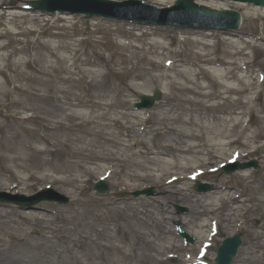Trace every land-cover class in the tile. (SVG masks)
Wrapping results in <instances>:
<instances>
[{"label": "bare ground", "instance_id": "obj_1", "mask_svg": "<svg viewBox=\"0 0 264 264\" xmlns=\"http://www.w3.org/2000/svg\"><path fill=\"white\" fill-rule=\"evenodd\" d=\"M160 1L164 2L165 0ZM196 3L211 8L226 7L223 4L225 2L218 0L198 1ZM219 3L223 6H219ZM7 6L19 8L23 5L20 2L16 3V0H0V10H2V12L0 11V19L5 16L7 11L4 8ZM9 14L11 15L9 21L11 22L19 17L12 12ZM192 31H194L192 34L197 35V37L192 38L191 43L207 46L204 39L208 34L202 30ZM225 32L228 33V30H225ZM226 35L227 37L223 41L236 48L238 42L233 39L231 34ZM60 48L64 47L61 44L57 47L53 46V50L48 54L55 59L52 62H57L56 66H33L31 74H20L21 72L15 74L16 77L19 75L24 76V80L29 81L30 85L33 86V91H30L31 96H29L32 102L30 107L33 111L40 112L42 115L34 114L30 118L36 124H39L38 129L30 131L29 129H22L19 133L16 131L9 136V139H13L9 141L5 139L6 137L3 134L1 135L0 150L3 149L6 153L0 154V160L14 161V166L12 165L14 169L28 171L29 177H34V175L29 169L21 166L23 161H33L34 164L32 166L37 169L49 167L57 176H53L50 173H41L38 178H52L55 183L63 187L62 190L65 196L70 197L74 189L81 190L83 188L81 185L83 183L82 178L93 171L101 170L99 175L103 176L105 174L104 166L100 165L98 161H104L105 163L120 162L127 169L123 175L129 180H138L151 177L154 170L176 168L183 171L194 165L195 168L200 167L202 164L209 162L208 159H215L218 149H221L220 152H222L220 153L222 154L220 158L223 157L225 151L231 152L232 149L230 150V147L234 149L239 147L253 149L254 147L255 149H261L264 154V143L256 145L259 139L264 138V123L259 129L248 132V127L246 128L242 125L239 118L232 120V117L228 118L221 115L224 113L222 107L228 103L226 97L228 93L254 91L259 94L262 91L264 78L257 79L258 71L255 74L250 68L246 70L247 65L245 62L238 63L240 69L244 67L246 71H244L245 74L242 77H237V87H229L227 83L218 84L216 82L218 77L226 78L228 72H222L221 69L217 70L214 68L204 69L200 66L194 76L196 78L198 76L209 78L210 82L207 86L204 87L196 78L192 80L183 72L176 74L175 77H181L182 79L181 82H178L173 77H169V72H172L176 67L175 63L169 64L166 60L162 64L163 68L156 67V70L160 73L150 74L148 72L146 74L148 79L144 80L142 84L127 82L129 78L133 80L142 78L133 68H130L129 71H121V75H124L123 81L116 83L112 87L107 86L102 74H95V77L99 79L89 81L90 83L87 87L90 92L86 97L71 95L69 88H57V92L61 93V96H50V89H53L56 93L55 82L64 81L69 83L71 81L70 77L60 75V72L65 69L66 72L73 69L80 71L83 76L89 74L88 68L78 67L74 63L70 69L63 67L60 62H65L66 60L69 62L71 58L60 55ZM40 59L42 58L40 57ZM43 59L45 62H51L45 56H43ZM221 63L224 66L228 65L226 62ZM23 64L32 65V62L28 60ZM229 65H232V63ZM260 74L261 72H259V77H262ZM47 76L52 77V85ZM163 79L166 81L163 87L168 89V91L163 92V101H159L155 105V109L160 111V113L157 114L152 126H144L142 121L149 116V113L145 110H139V112L131 110L127 92L132 88L148 86V81L160 83ZM206 87H217L219 90L214 89L211 92H207L205 90ZM40 92H44V95L40 94ZM9 94V91H7V95ZM221 95H224L223 98H225L221 105L208 104L206 102L207 99L217 98ZM185 103L188 104L186 108L184 107ZM233 103L236 105L243 102L237 99L232 102V106ZM7 105L23 109L21 101L11 99L7 102ZM242 105L245 104L243 103ZM244 107L246 110L248 109L247 112H250V107ZM99 109H101V112H98ZM243 113V111L240 112V114ZM208 116L212 120L208 119ZM121 120L128 124L129 130L126 133H121L118 130L122 125ZM229 121L234 122L231 125L228 124ZM0 130L5 131L2 126H0ZM24 132L33 135L34 139L29 138L28 135V140L22 141L19 137ZM80 132L84 136H88L89 139L84 140L83 137H80ZM151 133L153 144L152 147H147L145 139ZM126 137H131L140 148L131 149L125 139ZM61 139L62 141H60ZM35 141H42L46 146L43 149H39L33 145ZM60 142L68 146L69 144L67 143L70 142L78 145L73 147L72 151H68L67 154L56 148L55 150L47 148L48 145L57 146ZM159 154L167 155L173 161H166L155 156ZM204 154L209 157L193 161V155ZM234 156L237 159L239 158L237 153ZM197 174L198 172L192 174L190 179H194ZM246 174H248V171L243 172L242 176L248 179L249 175L245 176ZM14 175L17 177L16 174ZM186 177H188L187 174H181L180 179ZM23 185L25 187V184ZM2 187L6 189L5 185H2ZM137 188L139 187H129L130 190ZM249 189L250 193L246 198H242L238 202L235 201L239 197L236 192L230 194L227 191L216 190L215 192L214 190L209 196H199L191 194L189 188L169 191L167 197L161 198L163 200H171L180 196L185 200L189 210L187 216L173 215L172 217H177L186 226H191L193 233L199 234L197 241V246L200 245L199 247H196L195 244L187 246V244L180 243L178 239L171 235L170 230L165 226L163 216L165 206L155 205L159 201L157 197L147 201V203L145 199H142L141 202L143 203L141 205L138 206L135 203L130 206L131 209L126 205L120 208V204L111 202L108 205L107 213L110 210L116 211L114 219H117H115L116 222H113L112 226L115 234L119 235L120 238L116 239L109 235L110 224L105 223L104 225L103 222L107 218L99 215L100 217L95 219V223H83V225L71 229L70 232L78 235L72 243L76 245L75 247L79 254L76 256L69 252V248H67L71 255L68 253V256L64 257L62 255L64 248L56 251V245L50 240V238H58L61 235L59 232L65 229L64 227L53 225L55 219L41 215V212L33 209L22 210L24 213L23 216L21 215L20 220H23V224L27 226V229L24 234L19 233L20 236L11 234L10 231H6L5 227H18L20 225L13 221L11 212L7 210L6 205L2 204L0 205V236L4 235L14 244L6 245L5 239L0 237V264H14L10 259V251L17 246H21L23 257L26 256L25 264H127L121 261L123 259H126V261L133 260L136 264H167L172 263L171 261H176L173 264H202L201 258L205 256L202 249L206 245L209 247L207 241H212V236L207 235V232L204 234L203 231H195V229H201V227L206 225L204 222L207 221L209 213L216 212L221 217L222 208L227 211L220 220L223 223V228L227 230L230 227V217L233 216V221L237 222V227L244 228L248 235L247 245L241 251L237 262H242L245 259L244 255H247L245 260L250 259L249 264H261L257 258L258 251L262 250L264 253V230H258L262 227L247 229L243 227V223L239 219L243 211L252 209L263 211L264 177L262 180H257L253 185H250ZM211 195L214 196L211 197ZM76 201V199L70 197L67 207L74 209L78 205ZM238 203L242 205H238ZM126 209L127 214L125 213ZM118 219H123L125 229L121 230V224ZM211 219L208 220V224ZM98 225L100 228L96 227ZM125 232L127 233L126 236L130 234V236L134 237L132 244L128 243L129 240L125 241L127 239L123 235ZM226 233L227 235H232L234 232L231 230L226 231ZM31 234L38 235L42 241H31L28 238V235ZM165 234L171 237H167ZM123 242L125 246L122 244ZM195 250L198 256L192 254ZM242 255L243 258H241ZM128 264L132 263L128 262Z\"/></svg>", "mask_w": 264, "mask_h": 264}, {"label": "rangeland", "instance_id": "obj_2", "mask_svg": "<svg viewBox=\"0 0 264 264\" xmlns=\"http://www.w3.org/2000/svg\"><path fill=\"white\" fill-rule=\"evenodd\" d=\"M145 1L158 6H165L172 2V0H165L164 2L160 0ZM19 2L25 4L28 0H16V3ZM223 4L226 5V7L236 9L241 13V27L236 31L228 33L231 34L233 39L238 42V45H236L237 49L223 41V39L227 37V33L222 34L220 31L216 30L205 31L208 36L204 39L207 43V46L204 47L191 43L192 38H196L197 35L195 36V34H192L194 31L188 29L171 28L168 26H145L142 24H131L128 22L113 21L102 18H86L80 15L71 16L66 14L61 15L58 13L45 14L40 12H25L22 11V8H11L10 6H7L4 8L6 9L5 11H7L5 16L0 19V126L5 129V131L0 130V137L3 134L6 137L5 139L9 141L13 140L9 139V136L13 135L16 131L19 133L22 129H29L30 131L39 128V124H36L34 120L30 119L34 114L42 115L40 112L33 111L30 107L32 102L29 96H31L30 91H33V86L30 85L29 81L24 80V76L19 75L16 77L15 74L19 72H21L20 74H31L33 66H56L57 62H52L55 61V59L48 54L53 50V46L57 47L59 44L64 47L60 48L59 54L63 57L69 56V58H71V61L69 62H67V60L65 62H60L61 65L70 69L74 63V65H77L78 67L88 68L89 74L87 76H83L80 71L73 69L72 71L66 72L65 69L60 72V75L63 77H70L71 81L69 83L64 81H59L58 83L55 82L56 93L53 89H50V96H61V93L57 92V88H69L71 95L86 97L90 92L87 87L90 83L89 81L99 79L98 77H95V74H102L107 86L112 87L116 83L123 81L124 75H121V71H129L130 68H133L137 74L142 76V78L137 80L129 78L127 82H130L131 84H142L144 80L148 79L146 75L148 72L150 74L160 73L156 70V67L159 66L163 68L162 62L164 59H171L175 62L176 67L172 71L174 73L169 72V77H173L178 82H181L182 79L181 77L178 78L175 76L177 73L181 72L194 80L196 78L194 73L198 71L199 66L204 69L214 68L217 70L221 69L222 72H228L226 78L218 77L216 82L218 84L227 83L229 84V87H237V77H242L245 74L244 71L249 68L254 71L255 74L258 69L264 72V11L258 7L247 4H235L228 2ZM219 6L223 5L219 3ZM0 11L2 12V10ZM11 12L19 16L13 22L9 21L11 18L9 13ZM24 12L25 14H23ZM43 56L51 62H45ZM40 57L42 59H40ZM28 60H31L32 65L23 64ZM221 62H226L228 65L224 66ZM239 62H245L248 65V68L246 70L240 69L238 64ZM230 63H232V65H229ZM47 79L50 80L49 82L52 85V77L50 78V76H47ZM196 80L204 87L210 82L209 78H201L200 76H198ZM211 80L215 81L213 79ZM165 82V79L161 80L160 83L148 81V86L146 87L139 86L130 89L131 91L129 90L127 92L130 109L136 111L133 108V102L138 100V96L140 94L147 92H149L148 94H151L154 89H159L162 92L159 101H163V92L168 91V89L163 87ZM214 89L219 90L217 87L205 88L207 92H211ZM220 90L222 91V89ZM7 91H9V95H7ZM40 94L44 95V92H40ZM259 95L261 96L257 98L254 91L246 93H228L226 96L228 103L222 107V111H224V113L221 115L228 118L232 117V120L239 118L242 122L245 120V116L250 115L251 126L248 127V132L259 129L264 123V83L262 91ZM223 96L224 95L217 98L207 99L206 102L208 104L221 105L225 99ZM11 99L21 101L23 103V109L21 110L16 106H8L7 102ZM237 99L242 100L245 105H242L243 103L236 105L233 103L232 106V102ZM157 102L154 103L151 109H144L150 113L148 120H145L147 121L144 123L145 126H152L153 122L157 118V114L160 113V111L155 109ZM244 106L250 107V112H247L248 109L246 110ZM184 107H188V104L185 103ZM241 111L245 114H240ZM98 112H101V109H99ZM208 119L212 120L210 116H208ZM121 121L122 125L118 130L121 133H126V131L129 130L128 124L124 123L123 120ZM233 122L229 121L228 124L232 125ZM28 135L29 138L34 139L33 135H30L27 132L22 133L19 138L22 141H26L28 140ZM79 135L80 137H83L84 140L89 139V137L84 136L82 132H80ZM151 137L152 133L146 136L145 143L147 147H152L153 141H151ZM125 139L128 141L127 143L130 145L131 149L140 148L135 144L131 137H126ZM60 141H62V139ZM263 143L264 138H261L258 140L257 145H261ZM67 144H69V146L60 142L57 146L48 145L47 148L50 150H55L56 148L57 150L59 149V151L67 154L68 151H72L73 147L78 145L73 142ZM33 145L39 149H43L46 146L42 141H35ZM231 149L234 148L230 147V150ZM238 150L242 151L241 149ZM244 150L249 154L242 156L239 160L248 161L250 159H254L258 162L260 167L258 169L244 170L248 171V174L245 175H249L248 179L242 176V170H237L229 175L223 174L222 171H218L216 173L213 172V174L205 173L200 176L197 181L212 184L214 189L210 192L204 193L203 195L209 196V194L214 192V190L215 192L216 190H220L227 191L230 194L236 192L240 196L239 198H236V202L242 198H246V196L250 193V185H253L257 180H262L264 177V154L261 149H255L253 151L249 149ZM220 151L221 149H218L215 159H208L209 162L202 164L198 168L205 169L208 166H214V164L226 160V158L230 155V151H225L222 158H220L222 156V154H220L222 152ZM5 153L6 152L3 149L0 150V154ZM155 156L165 159L166 161H173V159L167 155L159 154ZM192 157L195 162L199 161L198 159L201 158L207 159L209 156L204 154L193 155ZM13 162L14 161L9 162L0 160V190H15L18 192L20 191V193L30 195L36 190L44 188L48 185L54 191L60 193V195L65 194L62 190L63 187L58 183H55L52 178H38L41 173H50L53 176H57L49 167L45 169H37L32 166L34 164L33 161H23L21 166L29 169V171L34 175V177H29L28 171L23 169H14ZM98 163L103 165L104 168H107L108 166V164L104 161H98ZM111 164L114 165L113 168L115 171L106 180L109 185V191L106 194H98L92 188V185L101 173V170H95L88 176H84L82 178L85 181L81 184L83 187L81 189V194L79 193V189H74L73 192H71L70 197L72 199H76L78 204L74 209H69L67 207L70 201L64 204L55 202H40L36 205V208H34L35 211L41 212V215H46L48 218L55 219L53 225L65 228L59 232L61 233L59 236L61 239L59 237L53 239L50 238L52 243L56 245L55 250L59 251L64 248L65 250H62L63 257L68 256L69 252H72L77 256L79 253L75 247L76 245L72 243V241L78 237V235L70 232L71 229L78 227L79 225H83V223H95V219L100 217L99 215L107 218V220L103 223L104 225L105 223L110 224L109 228L111 230L109 231V235L116 239L120 238L119 235L115 234L114 227L112 226L113 222H116L115 219H117H114L116 211L110 210L107 213V208L109 207L108 205L111 202H116L117 204H120V208L126 205L129 209H131L130 206L135 203H137L138 206L141 205L143 203L141 202L142 199H145L147 203V201L157 197L159 198V201L158 204L155 205L165 206V210L163 212L165 226L170 230L173 237L178 239L179 242L183 241V239L175 233L176 230H174L173 225V222L179 219L172 216L176 215L174 213L175 205L186 206L188 209L187 203L180 196L176 199L172 198L171 200H163L161 198L167 197L169 191L184 190L185 188H189L191 194L197 193L194 191V181L187 180L186 178L177 179L170 184H165V180H169L172 176L181 174L184 175L193 171L195 165L183 171L176 168L154 170L152 172V176L149 178L129 180L123 175L124 171H127V169L123 167L120 162L113 161ZM14 174H16L17 177ZM23 184H25V187ZM2 185H5L6 189H4ZM130 186H138L139 188L137 189H140L141 187L145 188L147 186H156L159 193L154 197L142 196L132 198L126 195L125 197L119 198L116 196L119 192L127 190L130 191ZM213 196L214 195H211V197ZM238 205L242 204L238 203ZM262 206H264V204ZM6 207L8 208L7 210L11 212L12 218L14 219L13 221L20 225L18 226L19 228L16 226L5 227L6 231H10L11 234L13 233L16 235H19V233L24 234L27 226L23 224V220H20L21 215L23 216L24 212L11 204L6 205ZM41 209L43 210L39 211ZM224 210L225 208H222V215L227 213V211ZM188 212L189 210H187L185 214L181 215L186 217ZM125 213L127 214V209ZM263 215L264 209L262 212H260L259 209H252L250 211H243L239 220L240 222H243V227L247 229H257L262 227L258 230L263 231L264 222L260 219ZM221 217L217 215L216 212L209 213L207 221L204 222L206 225L201 227V229H195V231L200 230L206 234V231H208V220L210 218H214L218 221L217 231L219 233L218 236L214 238V241H212L213 246L211 251H209L210 253H208L207 260L209 261V264L213 261L217 246L221 243L224 237L228 236L226 231H231L234 228L237 229V222H235V220L233 221V216L230 217L231 225L227 230L223 228V223L220 221ZM118 222L121 224V230L125 229L123 219H118ZM181 225L185 232H190L189 234L194 236V242L189 243L188 245H194V243L198 241L199 234L193 233V228L191 229V226H186L183 223ZM96 227L100 228L99 225ZM239 230L240 231L236 234L240 235L242 245L238 249L237 255L233 258L231 264H249L250 259L245 260L247 255H244L245 259H243L242 262H237V258L241 254V251L245 249L248 241L246 230L244 228ZM123 235L127 238L125 241L129 240L128 243L130 242V244H132L134 237L130 236V234L129 236H126V232ZM166 236L171 237L168 235ZM0 237L5 239L4 242L6 245L14 244L4 235ZM28 238L31 241L33 240V242L42 241L41 237L38 235L31 234L28 235ZM122 244L125 246L124 242ZM67 248H69V252ZM10 253V259L14 262V264H25L24 262L26 261V256L23 257L21 246H17L15 249L11 250ZM69 255L71 254L69 253ZM241 258H243V255ZM257 260L261 264H264V253L262 250L258 251ZM121 261L127 264L128 262L136 264L133 260L126 261V259H123Z\"/></svg>", "mask_w": 264, "mask_h": 264}, {"label": "water", "instance_id": "obj_3", "mask_svg": "<svg viewBox=\"0 0 264 264\" xmlns=\"http://www.w3.org/2000/svg\"><path fill=\"white\" fill-rule=\"evenodd\" d=\"M46 0H41L39 3L42 4L44 3ZM247 2H253L254 4L257 3V5H261L264 6V0H244ZM38 3V4H39ZM37 4V3H36ZM175 8H180L181 10H185V11H191L193 9L197 10L198 6H195L192 3V0H177L175 1L174 4ZM221 13L220 15H227L228 18H230L231 20L235 21L234 25L236 26L238 23V13L234 12V11H221L219 12ZM208 15H212V13L208 12ZM159 97V92L155 91V95L154 97H145L142 96V104L146 105V106H150L153 102L154 99ZM102 189H104L105 187L102 186ZM240 244V240L238 237H233V238H228L226 239V241L224 242V245L219 247L218 249V255L217 258L214 262V264H228V262L230 261L231 257L235 254L236 249L238 248Z\"/></svg>", "mask_w": 264, "mask_h": 264}]
</instances>
